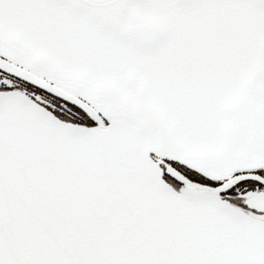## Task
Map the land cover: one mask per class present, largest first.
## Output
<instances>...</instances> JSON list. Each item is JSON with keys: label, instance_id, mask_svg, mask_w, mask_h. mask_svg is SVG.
Instances as JSON below:
<instances>
[{"label": "snow or ice", "instance_id": "snow-or-ice-1", "mask_svg": "<svg viewBox=\"0 0 264 264\" xmlns=\"http://www.w3.org/2000/svg\"><path fill=\"white\" fill-rule=\"evenodd\" d=\"M0 264H264V0H0Z\"/></svg>", "mask_w": 264, "mask_h": 264}]
</instances>
